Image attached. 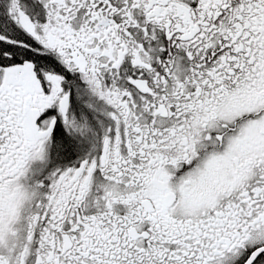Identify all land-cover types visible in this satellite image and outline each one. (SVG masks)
<instances>
[{
  "label": "snow or ice",
  "instance_id": "6c2138e0",
  "mask_svg": "<svg viewBox=\"0 0 264 264\" xmlns=\"http://www.w3.org/2000/svg\"><path fill=\"white\" fill-rule=\"evenodd\" d=\"M0 264H264V0H0Z\"/></svg>",
  "mask_w": 264,
  "mask_h": 264
}]
</instances>
